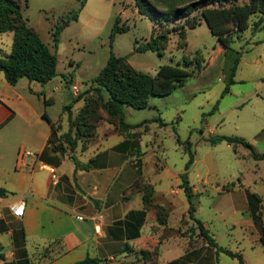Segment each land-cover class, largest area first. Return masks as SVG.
<instances>
[{"label":"crops","instance_id":"obj_1","mask_svg":"<svg viewBox=\"0 0 264 264\" xmlns=\"http://www.w3.org/2000/svg\"><path fill=\"white\" fill-rule=\"evenodd\" d=\"M34 82L29 84V96H34ZM17 85H10L5 75H0V133L10 126L19 130L21 123L38 126L32 147L40 161L56 168L59 180L53 182L51 173L38 169L34 159L17 170V149L12 162L0 165V188L7 191L0 197V264H77L86 259L96 260L91 264H221L227 255L209 247L189 219V201L181 179L186 159L171 162L152 131H134L125 137L106 121L99 123L95 138L80 141L74 151H63L59 136L68 131L59 130L51 144L55 123L33 105L31 97L20 93ZM233 113L239 122L246 114L252 120L257 118L244 105ZM224 120L225 114L220 113L217 122ZM218 129L210 133L226 134H218ZM236 130L225 136L241 138L264 155V122L262 128ZM209 137L203 133L207 143ZM211 146L233 150L236 162L249 157L248 152L240 157L244 149L239 145L236 149L227 142ZM253 160L247 174L240 170L223 189L227 184L209 183V169L203 178L193 180L198 185L190 181L191 172L205 162L197 154L188 179L193 193L202 195L194 215L219 246L241 253L247 264H264V252L251 261L246 248H241L246 244L256 249L261 243L264 247V235L254 222L264 207V190L258 191L264 185V159ZM147 189L152 194L149 207L144 203ZM21 201L25 202L24 216L17 218L11 205ZM220 229L228 237L227 244H222L217 234ZM247 231L257 233L260 245Z\"/></svg>","mask_w":264,"mask_h":264},{"label":"rangeland","instance_id":"obj_2","mask_svg":"<svg viewBox=\"0 0 264 264\" xmlns=\"http://www.w3.org/2000/svg\"><path fill=\"white\" fill-rule=\"evenodd\" d=\"M27 1L28 6L23 5L24 17L40 34L42 40L54 50L52 30L62 17L77 11L82 0ZM86 1L79 19L72 21L59 37L57 76L47 84L34 82L36 87L34 96H29L31 81L22 78L17 85L18 91L31 97L33 105L40 112H46L56 127L69 131L85 105V99L80 96L90 93L97 87L95 80L106 66L111 52L117 56H127L137 71L151 76H155L162 65L179 66L190 77L187 76V81L174 93L161 98L152 97L145 109L125 106L126 122L136 126L129 130V133L152 131L155 139L163 143L165 153L171 162L175 163H179L182 158L187 162L189 160L186 145L181 146L177 140L190 141L194 160L198 154L205 161L200 162L191 172L190 181L195 185L198 183L193 180H196L197 176L203 178L208 169L209 183L216 186L227 184L223 189L229 187L228 183H232L234 174L240 170L247 174V170L254 165V157L248 148L239 145L244 149L240 157H244L243 153L246 152L249 153V157L236 162L233 150L221 148L215 150L208 139L218 136L210 133L215 127L221 128L218 129V134L224 132L225 135L235 133L236 129H248L250 126L253 129L262 128L264 30L252 33V29H249L240 38H235L230 45L231 48L226 50L217 37L211 34L206 22H202L195 29L187 27L181 34L183 30L181 24L172 23L164 27L155 24V21L139 12L135 0ZM118 16L121 17L120 25H127L129 28L127 32L117 34L112 42V28ZM255 20L256 18H253L252 21ZM155 33L157 36H167L166 40L160 41V52H135L136 42L139 45L145 44ZM12 42V32L0 34V57L10 54ZM237 58L239 62L232 78L233 83H229L231 70ZM0 75L3 76V72H0ZM74 86L77 90H73ZM227 87L228 91L225 93ZM72 95L75 97L72 98ZM242 105L246 106V110L251 109V112L256 114V120H252L247 114L240 117V122L236 120L233 112ZM220 113L225 114V120L221 123L217 122ZM258 117H261V120ZM19 127V130L10 126L1 131L0 165L12 162L16 149L25 147L34 151L32 143L38 126L33 123L29 127L21 123ZM206 132L210 135L206 139L209 143L203 138V133ZM263 190L264 185L258 187L259 192ZM201 198V194L195 195V204L201 201ZM258 213L264 227L263 206ZM254 222L258 226L257 230L259 229L263 235L255 217ZM219 232L217 234L222 244H227L225 242H228V237L225 238L223 229ZM246 235L253 240L256 239V242L259 241L256 232L247 231ZM244 246L247 247L241 248H246L251 261H256L260 258V253L264 252L262 243L261 247L258 246L256 249H251L246 244ZM232 261V258L224 256L221 264H233Z\"/></svg>","mask_w":264,"mask_h":264},{"label":"trees","instance_id":"obj_3","mask_svg":"<svg viewBox=\"0 0 264 264\" xmlns=\"http://www.w3.org/2000/svg\"><path fill=\"white\" fill-rule=\"evenodd\" d=\"M135 2L139 12L155 21V24H161L162 27L172 23L181 24L180 27L183 29L181 34L187 27L195 29L202 22H206L211 34L217 37L226 50L231 48L230 45L235 38H240L250 28L254 31L264 30V0H135ZM24 4L28 5V1L0 0V34L13 33L10 54L0 57V71L4 73L10 85H16L21 78L47 84L57 76L59 37L72 21L79 19L86 0L81 1V6L77 11L62 17L52 30L54 50L42 40L40 34L24 17ZM253 18L256 20L252 21ZM120 23L121 17L118 16L112 28V42L117 34L128 31L129 27L120 25ZM166 39V35L157 36L155 33L145 44L139 45L136 42L134 50L140 53L160 52V41ZM238 62L239 58L236 59L231 70L229 83H233L232 78L235 76ZM187 76L190 77L179 66L168 64L162 65L157 74L151 76L137 71L130 64L127 56H117L111 52L106 66L95 80L97 87L90 93L80 96L85 99V105L75 122L72 123L70 130L59 136L60 149L74 151L80 141L92 140L96 137L98 125L102 121L116 126L119 134L125 137L131 136L129 130L136 126L126 122L125 106L139 110L145 109L149 106L152 97L161 98L174 93L180 85L187 81ZM227 91L228 87L224 92ZM44 117L47 118L46 115ZM59 130V127L52 124V136L49 140L51 144L54 143L53 138L58 136ZM177 141L181 145H186L185 149L189 154L185 172L181 176L182 188L189 201V219L196 224L199 236L209 247L215 248L218 253H224L236 259L239 264H247L241 253L219 246L209 230L195 217V194L188 179L189 170L194 163V154L190 150V141L182 142L180 139ZM208 141L212 145L220 142H227L233 146L242 145L251 151L256 160L264 159V155L258 154L250 143L238 137L220 135L211 137ZM149 190L147 189L144 195V203L147 207L152 204V194ZM6 194L7 191L0 188V197ZM255 221L264 235L260 215L255 216ZM191 230L194 231L193 228ZM91 263H96V260L86 259L77 264Z\"/></svg>","mask_w":264,"mask_h":264},{"label":"built area","instance_id":"obj_4","mask_svg":"<svg viewBox=\"0 0 264 264\" xmlns=\"http://www.w3.org/2000/svg\"><path fill=\"white\" fill-rule=\"evenodd\" d=\"M73 90H77V87L74 86ZM34 159V161L37 163L38 161V169H46L51 173V177L53 179V182L57 183L59 180V174L55 167L47 165L46 163L40 161V154L26 149L25 147H21L18 151V158L16 161V169L21 170L25 167L29 166V160ZM35 164V163H34ZM11 211L17 218H22L24 216L25 211V202L21 201L15 204L11 205ZM2 218V215L0 213V219Z\"/></svg>","mask_w":264,"mask_h":264}]
</instances>
